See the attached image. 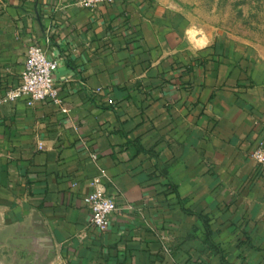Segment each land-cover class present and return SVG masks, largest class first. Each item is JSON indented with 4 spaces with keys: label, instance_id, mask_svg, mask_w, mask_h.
<instances>
[{
    "label": "crops",
    "instance_id": "obj_1",
    "mask_svg": "<svg viewBox=\"0 0 264 264\" xmlns=\"http://www.w3.org/2000/svg\"><path fill=\"white\" fill-rule=\"evenodd\" d=\"M77 2L0 0V264H264V61L150 0ZM35 45L68 113L4 100Z\"/></svg>",
    "mask_w": 264,
    "mask_h": 264
},
{
    "label": "rangeland",
    "instance_id": "obj_2",
    "mask_svg": "<svg viewBox=\"0 0 264 264\" xmlns=\"http://www.w3.org/2000/svg\"><path fill=\"white\" fill-rule=\"evenodd\" d=\"M183 35L264 61V0H150ZM202 40V41H201Z\"/></svg>",
    "mask_w": 264,
    "mask_h": 264
},
{
    "label": "built area",
    "instance_id": "obj_3",
    "mask_svg": "<svg viewBox=\"0 0 264 264\" xmlns=\"http://www.w3.org/2000/svg\"><path fill=\"white\" fill-rule=\"evenodd\" d=\"M116 0H78L77 4L88 10H95L100 5L111 4ZM59 64L51 59L40 46H32L26 54V62L21 73V84L8 93L5 101L15 102L26 99L29 106L37 103L52 102L62 112L69 109L60 98L55 83V74ZM93 159H97L95 155ZM253 161L264 171V141L257 147L252 155ZM94 190L85 198V204L91 211V223L101 232L107 231L111 226V216L117 212L114 201L106 196V192L99 179L94 180Z\"/></svg>",
    "mask_w": 264,
    "mask_h": 264
}]
</instances>
